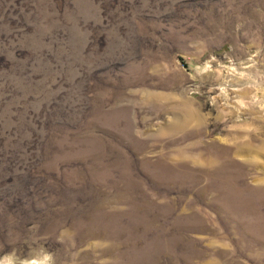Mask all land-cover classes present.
<instances>
[{"label": "rangeland", "instance_id": "1", "mask_svg": "<svg viewBox=\"0 0 264 264\" xmlns=\"http://www.w3.org/2000/svg\"><path fill=\"white\" fill-rule=\"evenodd\" d=\"M0 264H264V0H0Z\"/></svg>", "mask_w": 264, "mask_h": 264}]
</instances>
